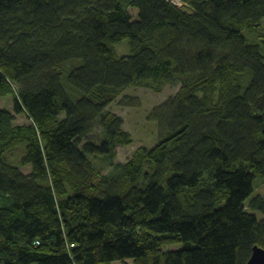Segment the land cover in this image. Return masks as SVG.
Masks as SVG:
<instances>
[{
	"label": "trees",
	"instance_id": "16d2710c",
	"mask_svg": "<svg viewBox=\"0 0 264 264\" xmlns=\"http://www.w3.org/2000/svg\"><path fill=\"white\" fill-rule=\"evenodd\" d=\"M263 26L264 0H0V101L14 99L0 109V264H247L264 250V198L245 206L264 183ZM178 85L149 117L155 148L113 164L134 138L110 107ZM23 144L17 166L3 160Z\"/></svg>",
	"mask_w": 264,
	"mask_h": 264
},
{
	"label": "rangeland",
	"instance_id": "374dc122",
	"mask_svg": "<svg viewBox=\"0 0 264 264\" xmlns=\"http://www.w3.org/2000/svg\"><path fill=\"white\" fill-rule=\"evenodd\" d=\"M170 1V0H169ZM177 5L180 0L175 3ZM262 34H264V26L262 28ZM118 54L120 57L127 56L130 53L128 41L121 42L116 45ZM180 89L178 86H163L161 87L160 93H156L150 89L144 87H137L128 89L123 95L115 102L111 107L110 111L124 121V128L134 138V144L129 147H117V157L113 160V164H125L133 155V153L139 148H147L152 150L155 148L159 138V130L156 123L149 121L151 113L162 106L169 98L174 97ZM131 105V106H129ZM0 109H4L14 114V102L12 97H7L0 101ZM14 125H27L29 121L24 115H15ZM102 135V129L96 127L83 141L86 144L88 141L99 140ZM25 145L20 146L18 149L5 154L3 160L11 166H17L21 157L25 152ZM21 172L25 175H31L32 168L25 167L21 169ZM113 168L108 166L103 171V174L113 173ZM255 197L264 198V183L260 178L254 181V191L251 198L246 202V210L250 213V201ZM132 264V262H128ZM113 264H122L116 262Z\"/></svg>",
	"mask_w": 264,
	"mask_h": 264
},
{
	"label": "water",
	"instance_id": "95a60500",
	"mask_svg": "<svg viewBox=\"0 0 264 264\" xmlns=\"http://www.w3.org/2000/svg\"><path fill=\"white\" fill-rule=\"evenodd\" d=\"M247 264H264V250L255 246Z\"/></svg>",
	"mask_w": 264,
	"mask_h": 264
},
{
	"label": "bare ground",
	"instance_id": "6f19581e",
	"mask_svg": "<svg viewBox=\"0 0 264 264\" xmlns=\"http://www.w3.org/2000/svg\"><path fill=\"white\" fill-rule=\"evenodd\" d=\"M167 1H169V0H167ZM170 1L177 3L179 0H170ZM10 97H12V96H10ZM12 99H13V97H12ZM13 102H14V99H13ZM23 145H24V144H23ZM21 146H22V145H21ZM25 149H26V146H25Z\"/></svg>",
	"mask_w": 264,
	"mask_h": 264
}]
</instances>
